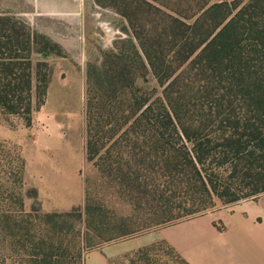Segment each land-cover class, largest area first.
Listing matches in <instances>:
<instances>
[{
    "label": "trees",
    "instance_id": "obj_1",
    "mask_svg": "<svg viewBox=\"0 0 264 264\" xmlns=\"http://www.w3.org/2000/svg\"><path fill=\"white\" fill-rule=\"evenodd\" d=\"M193 1H121L131 31L87 110V159L120 174L113 179L161 222L264 192V0ZM38 37L0 16V109L27 120L42 65L32 54L47 53L33 49ZM149 71L162 87L154 98L135 86ZM40 82L44 95L48 80Z\"/></svg>",
    "mask_w": 264,
    "mask_h": 264
},
{
    "label": "rangeland",
    "instance_id": "obj_2",
    "mask_svg": "<svg viewBox=\"0 0 264 264\" xmlns=\"http://www.w3.org/2000/svg\"><path fill=\"white\" fill-rule=\"evenodd\" d=\"M121 1L0 0V16L23 21L39 36L33 49L47 52L32 54L42 65L33 74L30 119L0 109V264H82L88 251L111 242L125 251L109 264H183L165 241L146 242L190 218L161 222L160 212L113 179L120 174H101L87 159L89 99L96 102L105 70L117 64L109 62L111 51L124 48L131 31ZM248 1L210 2L239 8ZM135 86L153 98L162 91L150 71ZM260 199L264 205V192L239 202ZM239 202H218L206 214L230 212ZM136 241L144 245L136 248Z\"/></svg>",
    "mask_w": 264,
    "mask_h": 264
},
{
    "label": "crops",
    "instance_id": "obj_3",
    "mask_svg": "<svg viewBox=\"0 0 264 264\" xmlns=\"http://www.w3.org/2000/svg\"><path fill=\"white\" fill-rule=\"evenodd\" d=\"M262 199L239 202L230 212H217L218 216L209 212L163 228L146 243L161 239L188 264H264V205L259 204ZM217 219L225 228H219ZM137 241L136 248L144 245ZM112 243L88 251L82 264H109L125 251L114 249Z\"/></svg>",
    "mask_w": 264,
    "mask_h": 264
}]
</instances>
